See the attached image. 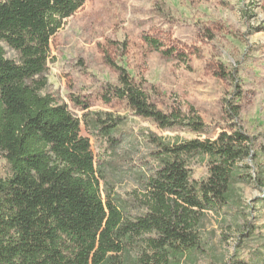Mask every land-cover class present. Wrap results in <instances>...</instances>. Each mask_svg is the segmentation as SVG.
<instances>
[{
	"label": "rangeland",
	"instance_id": "rangeland-1",
	"mask_svg": "<svg viewBox=\"0 0 264 264\" xmlns=\"http://www.w3.org/2000/svg\"><path fill=\"white\" fill-rule=\"evenodd\" d=\"M144 36L174 56H163ZM49 47L47 93L82 121L101 190L107 189L126 217L145 212L147 179L164 158L154 140H215L240 128L264 147V0H85ZM110 63L125 68L159 111L198 120L203 130L160 129L136 116L125 101L111 97L118 72ZM228 102L240 108L236 120L229 118ZM100 122L116 127L105 136ZM184 161L191 182L207 177L202 156ZM259 161L264 164V156ZM9 173L0 156V178ZM197 233L200 248L171 264H264V190L234 181L227 206L206 211ZM143 251L136 241L120 257L122 264H136Z\"/></svg>",
	"mask_w": 264,
	"mask_h": 264
},
{
	"label": "trees",
	"instance_id": "trees-1",
	"mask_svg": "<svg viewBox=\"0 0 264 264\" xmlns=\"http://www.w3.org/2000/svg\"><path fill=\"white\" fill-rule=\"evenodd\" d=\"M84 3L0 0V156L10 172L0 178V264H122L120 257L136 241L144 249L136 264H171L200 248L203 214L227 206L234 181L264 190V147L240 128L215 140H154L164 158L147 179L145 212L126 217L107 189L101 190L82 121L47 93L50 40ZM143 41L174 56L152 37ZM5 48L16 58H7ZM110 64L118 72L111 97L125 101L136 116L160 129L203 130L198 120L159 111L125 68ZM226 111L236 120L240 108L228 102ZM100 124L105 136L116 127ZM193 156L207 163V177L198 182H191L184 161Z\"/></svg>",
	"mask_w": 264,
	"mask_h": 264
}]
</instances>
